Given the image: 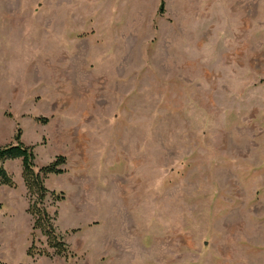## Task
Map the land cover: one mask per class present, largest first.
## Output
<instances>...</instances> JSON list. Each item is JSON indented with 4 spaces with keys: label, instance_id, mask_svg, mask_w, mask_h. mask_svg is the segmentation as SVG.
<instances>
[{
    "label": "rangeland",
    "instance_id": "obj_1",
    "mask_svg": "<svg viewBox=\"0 0 264 264\" xmlns=\"http://www.w3.org/2000/svg\"><path fill=\"white\" fill-rule=\"evenodd\" d=\"M19 129L68 159L46 186L70 251L17 173L0 264H264V0H0V148Z\"/></svg>",
    "mask_w": 264,
    "mask_h": 264
},
{
    "label": "trees",
    "instance_id": "obj_2",
    "mask_svg": "<svg viewBox=\"0 0 264 264\" xmlns=\"http://www.w3.org/2000/svg\"><path fill=\"white\" fill-rule=\"evenodd\" d=\"M164 13L165 5L163 1H161L158 14L162 15ZM37 119L42 122H47L49 120L47 117H38ZM21 132V129H19L12 143L0 148V183L12 187L16 186V181L13 175L6 169L5 163L10 159H21L22 176L30 197L28 212L32 215L34 220L32 225L33 234L36 230H40L42 234L47 237L48 245L50 248L54 249L55 253L61 255L68 254L70 251L69 245L55 226L57 215L56 213H52L49 209V205H47V202L53 204L62 200L63 195L62 192L50 190L46 186L48 175L60 174L66 171L64 165H66L68 159L58 155L53 161L46 165H37L34 147L26 145L21 140ZM27 254L31 257H35L36 255H50V251L47 250V248L36 247L34 240H32Z\"/></svg>",
    "mask_w": 264,
    "mask_h": 264
},
{
    "label": "crops",
    "instance_id": "obj_3",
    "mask_svg": "<svg viewBox=\"0 0 264 264\" xmlns=\"http://www.w3.org/2000/svg\"><path fill=\"white\" fill-rule=\"evenodd\" d=\"M18 160H19V164H22V160L21 159H10V160L6 161L5 166H6L7 170L11 174H15L16 175L18 173L23 178V176H22V167H19L18 170H16V172H15L9 166V162L11 163V162L18 161ZM0 187L4 188L7 193L9 192L8 194L11 196V198L13 200V202H12L13 204L12 203H8L7 201L4 202V200L0 201V204H1L0 205V219H4V220H6L9 223L14 222L15 221V216L17 215V212H18L15 207L18 206L20 200L23 197V194L21 192L17 191L18 188L10 187V186H8L6 184H1L0 183ZM26 198H27V196L25 197V201H26L25 209L28 210V200ZM10 216H13V217H10ZM5 262L9 263V261H6V260H5ZM21 263H19V264H21Z\"/></svg>",
    "mask_w": 264,
    "mask_h": 264
}]
</instances>
